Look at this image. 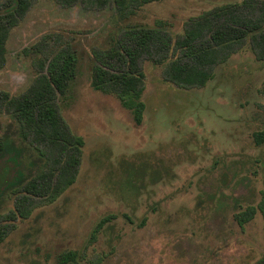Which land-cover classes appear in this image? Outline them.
Returning a JSON list of instances; mask_svg holds the SVG:
<instances>
[{"label": "rangeland", "instance_id": "obj_1", "mask_svg": "<svg viewBox=\"0 0 264 264\" xmlns=\"http://www.w3.org/2000/svg\"><path fill=\"white\" fill-rule=\"evenodd\" d=\"M114 1L34 0L10 30L0 95H22L41 69L48 74L51 62L74 56L76 76L58 108L85 146L76 183L16 222L0 244V264L257 263L264 256L262 216L243 228L235 219L264 191V146L253 141L264 130V61L255 58L249 41L201 89H179L163 80L167 63L142 61L146 110L140 126L116 96L91 87L94 56L107 55L117 40L127 42V30L163 21L175 39L189 19L245 0H161L126 18ZM16 3L0 0V16ZM263 3L253 2L237 16L256 20ZM19 130L1 102L3 216L14 209L15 191L45 168ZM108 215L115 219L91 241ZM69 252L73 262L65 261Z\"/></svg>", "mask_w": 264, "mask_h": 264}, {"label": "trees", "instance_id": "obj_2", "mask_svg": "<svg viewBox=\"0 0 264 264\" xmlns=\"http://www.w3.org/2000/svg\"><path fill=\"white\" fill-rule=\"evenodd\" d=\"M34 0H17L13 10L0 16V69L6 63V43L10 30L23 19ZM70 5L77 0H58ZM161 0H115V6L122 18L130 17L145 5ZM258 0H245L238 4H227L206 11L191 18L184 26L181 37L173 38L164 31L166 23L158 21L154 28L137 27L125 32L129 40H117L107 55H95L91 87L107 95H114L121 106L130 111L135 125L140 126L144 119L146 103L145 74L142 61L154 65L166 64L163 80L182 90L201 89L215 77V68L225 64L232 55L249 41L252 53L258 61H264V3L258 19L238 17L241 9H252ZM103 5L107 0H99ZM128 10H131L129 13ZM131 42V43H130ZM176 52L173 60L170 54ZM117 59V64L113 60ZM169 61V62H168ZM76 59L72 55L57 58L51 62L48 74L41 73L25 93L18 97L0 95V103L11 113L20 125L19 135L28 142L44 161L45 168L30 178L16 192L14 209L6 216L0 214V244L15 230L16 222L28 219L39 206L57 201L65 191L77 181L82 148V136L72 132L59 112V99L67 94L76 76ZM256 146H264V130L253 134ZM3 144L0 140V149ZM39 199L38 203L32 200ZM260 213L264 223V191L256 206H248L236 214L240 227L249 223ZM114 215L102 218L91 236L96 239L97 232ZM145 219L140 225H144ZM264 230V226H263ZM75 253L65 255L66 262H73ZM255 264H264V256Z\"/></svg>", "mask_w": 264, "mask_h": 264}]
</instances>
